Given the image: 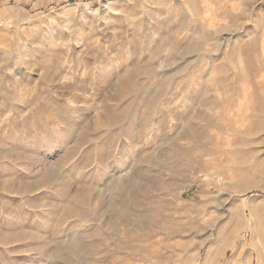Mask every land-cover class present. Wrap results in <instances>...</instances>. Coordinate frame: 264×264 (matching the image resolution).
I'll return each instance as SVG.
<instances>
[{
    "label": "rangeland",
    "instance_id": "1",
    "mask_svg": "<svg viewBox=\"0 0 264 264\" xmlns=\"http://www.w3.org/2000/svg\"><path fill=\"white\" fill-rule=\"evenodd\" d=\"M209 252L264 264V0H0V264Z\"/></svg>",
    "mask_w": 264,
    "mask_h": 264
},
{
    "label": "bare ground",
    "instance_id": "2",
    "mask_svg": "<svg viewBox=\"0 0 264 264\" xmlns=\"http://www.w3.org/2000/svg\"><path fill=\"white\" fill-rule=\"evenodd\" d=\"M220 103V102H219ZM223 108V107H222ZM121 121V120H120ZM25 158V157H24ZM141 174V173H140ZM51 175H53V174H51ZM57 176V175H56ZM48 177H50L49 175L48 176H46L45 177V180L47 181V179H48ZM44 178V177H43ZM53 178V177H52ZM48 179V181H51V180H53V179ZM57 179V178H56ZM44 180V179H43ZM40 183V182H39ZM38 183V181L35 183V184H32L33 185V187H36L37 188V186H39V185H41V184H39ZM148 183V182H147ZM44 184V183H43ZM50 184V183H49ZM31 185V186H32ZM46 185V184H45ZM29 186H30V184H29ZM29 186H28V188H29ZM42 186V185H41ZM120 187H121V185H119ZM24 187V186H23ZM27 187V186H26ZM87 188V187H86ZM86 188H84V189H86ZM35 189V188H34ZM26 190V189H25ZM89 189L87 188V192H89L90 193V190L88 191ZM28 191H29V189H28ZM94 191V190H93ZM83 192V191H82ZM86 192V191H85ZM84 192V193H85ZM240 193H243V191L242 190H238L237 192L236 191H234L233 192V194H231L232 195V197L234 196V195H238V194H240ZM94 194V192H92V193H90V197L92 198V201L94 202L93 204L95 205V201H97L98 199H97V196H95L96 195V193H95V195H93ZM134 195V194H133ZM81 196H84L83 194L81 195ZM85 197V196H84ZM231 198V196H228V198L227 199H225L224 201H223V203L221 204V205H218V199H217V196H214L213 197V199H212V202L210 203V205H209V209H211V211L210 212H214L216 209H218L219 208V206H227V203H228V200ZM134 200V199H133ZM97 202H99V201H97ZM126 202H127V200H126ZM132 204H133V202H132ZM125 205V200L124 199H121L120 201H115V202H113L112 201V203L111 204H109V205H107L106 204V206H104V208H105V210H106V212H108V211H110V209L113 211H116V215H119V216H124V212H125V210H126V205ZM128 205H129V203H128ZM133 206V205H132ZM131 206V207H132ZM128 207V206H127ZM130 208V207H129ZM239 208V207H238ZM215 209V210H214ZM241 209V208H240ZM239 209V210H240ZM71 210V208L69 209V211ZM213 210V211H212ZM249 211H250V215L251 216H253V225H254V230L256 231V235H258V226H260V225H258V219H259V217H260V214H261V205L258 203V202H256V201H251L250 203H249V209H248ZM67 211V210H66ZM241 211V210H240ZM127 212V211H126ZM133 212V211H132ZM242 212V211H241ZM72 213V212H71ZM239 213V212H238ZM69 214H70V212H69ZM128 214V213H127ZM133 214V213H132ZM151 215V214H150ZM242 215V214H241ZM118 216V217H119ZM129 216V215H128ZM76 217V216H75ZM93 217V216H92ZM96 217V216H95ZM149 217V216H148ZM115 219V216H114V214L113 213H111L110 214V216L108 217V220H107V222H108V224H110V223H112V221ZM95 220H96V218H95ZM91 221H93V219L91 220ZM90 221V222H91ZM89 222V223H90ZM148 222V221H147ZM150 222V221H149ZM155 222V221H154ZM94 223V222H93ZM93 223H91V224H93ZM98 224V223H97ZM159 224V223H158ZM260 224V223H259ZM138 227V226H137ZM135 228V227H134ZM141 228V227H140ZM135 230H139V228H136ZM258 230V231H257ZM127 231V230H126ZM21 232V231H20ZM148 232V231H147ZM136 233H138V232H136ZM129 234H131V232L129 233ZM16 235V234H15ZM18 235V234H17ZM20 235V234H19ZM22 236H24L25 234H21ZM125 235H126V233H125ZM133 235H134V233H133ZM137 235V234H136ZM255 235V236H256ZM28 236V235H27ZM26 236V237H27ZM21 237V236H20ZM25 237V236H24ZM22 238V237H21ZM5 239V238H4ZM7 239V238H6ZM2 240H3V238H2ZM17 240H19V239H17ZM16 240V241H17ZM79 240V239H78ZM12 240H10V242H11ZM16 241H12V242H16ZM5 243H6V241H4ZM9 242V240H8V243H10ZM76 242H78V241H76ZM75 242V243H76ZM2 243V242H1ZM4 243V244H5ZM74 243V244H75ZM83 243V242H82ZM81 243V244H82ZM68 244V243H67ZM80 244V245H81ZM84 245V244H83ZM78 245L76 244V247H77ZM75 247V246H74ZM71 256V255H70ZM79 258V257H78ZM213 258V255H212V253L211 252H209V254H208V256H207V259H206V261H205V264H213V262H214V258ZM235 263V262H234Z\"/></svg>",
    "mask_w": 264,
    "mask_h": 264
}]
</instances>
